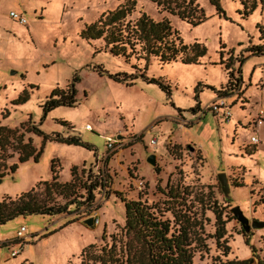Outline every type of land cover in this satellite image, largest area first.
Masks as SVG:
<instances>
[{"label":"rangeland","instance_id":"rangeland-1","mask_svg":"<svg viewBox=\"0 0 264 264\" xmlns=\"http://www.w3.org/2000/svg\"><path fill=\"white\" fill-rule=\"evenodd\" d=\"M126 1L0 0V126L16 128L37 150L42 137L25 132L32 124L44 135L80 137L93 149L47 141L37 163L18 164L14 154L6 165L18 168L0 177V201L50 181L53 162L60 183L71 179L74 167L76 181L81 183L101 177L111 181L102 191H94L92 207L79 199L68 206L69 213L18 216L0 226V264H99L82 257L83 249L93 245L97 257L113 239L118 248L131 239L124 236L120 197L145 203L159 220L170 222L172 231L177 228L174 213L193 221V264L232 260L264 264V226L245 233L231 212L239 207L251 224L264 223V115L262 126L255 130L254 125L260 108L264 110V56L248 57L251 47L264 44L261 0H220L224 12L220 15L209 0H195L207 18L197 26L159 10L149 0H132L135 8L127 20L135 21L142 14L154 22L166 19L183 44L198 42L207 50L199 65H183L179 60L161 64L151 58L146 70L137 56L113 57L101 40L80 37L85 25ZM242 3L249 9L255 5L245 18ZM10 12L26 24L12 19ZM241 58L245 59L240 66L242 82ZM220 61H230L231 70L226 71ZM116 74L137 79L125 86L110 78ZM140 75L161 78L171 95L147 84ZM198 83L199 108L193 115L189 109L196 106ZM70 85L76 92L75 106L58 107L44 116L40 106L52 91ZM206 86L221 92L217 96ZM23 91L29 94L28 102L12 106ZM203 111L206 114L199 120ZM251 136L258 139L254 146L259 151L246 157L245 151L254 149ZM107 138L114 142L112 151L106 148ZM150 140H156V146ZM150 155L155 157L154 166L147 162ZM218 174L226 176L227 197ZM79 193L84 195L82 190ZM217 214L225 222L221 239ZM89 218L99 223L87 226L83 221ZM20 227L26 229L21 241L16 235ZM3 242L8 246H1ZM131 243L146 260L141 245ZM12 249L20 250L19 254L12 257ZM125 259L123 254V264Z\"/></svg>","mask_w":264,"mask_h":264},{"label":"trees","instance_id":"trees-1","mask_svg":"<svg viewBox=\"0 0 264 264\" xmlns=\"http://www.w3.org/2000/svg\"><path fill=\"white\" fill-rule=\"evenodd\" d=\"M149 1L154 3L159 10L178 16L181 20L186 21L192 26H197L207 19L195 0ZM209 3L214 7L218 15L224 14L220 6V0H209ZM242 4V16L245 18L251 14L255 5H252L249 9L244 3ZM261 4L264 6V0H261ZM134 8L135 2L127 0L125 4L119 6L114 11L101 15L96 22L85 25L80 37L86 41L101 40L104 48L113 57H122L128 60L133 55L137 56L138 59L144 60V70L147 69L151 58H156L161 64H168L179 60L183 65H199L200 59L206 56L207 50L204 45L198 42L189 45L183 44L177 36V31L172 29L170 22L166 19L154 22L142 14L135 21L127 20L128 16L134 11ZM248 52V57L264 56V44L253 46ZM219 56H221V52H219ZM244 60V58H241L238 61L240 81V66ZM219 64L224 65L226 71L231 70L230 61H220ZM230 74L231 71L228 75L230 76ZM110 78L114 82L124 84L125 86H132L133 81L137 79L133 75L126 74H116L110 76ZM138 78H142L149 85L157 86L166 96L171 95L170 86L164 84L161 78H147L143 75H140ZM74 82H78V80L75 79ZM199 86L200 84L198 83L194 88L196 106L189 109V111L193 112V115L197 114V109L199 108ZM205 88L211 90L213 93L217 92V96L221 92L220 90L216 91L213 87L206 86ZM75 96L74 85L67 86L66 90L55 89L40 106L44 116L58 107L75 106ZM28 100L29 94L23 91L11 102V105L21 106L28 102ZM205 114L206 111H203V115L199 120ZM7 115L8 112H6L3 118H6ZM24 125H21L20 128ZM25 132L42 137L43 142L38 150L33 147L30 138L24 141V134L19 133L16 128L10 129L0 126V177L16 172L18 168L17 164L6 165L7 159H12L14 154L17 155L18 164H24L29 160L37 163L42 154L43 145L47 141L93 151L92 147L84 143L80 137H63L60 134L44 135L34 124L26 127ZM254 151L255 149L251 151L246 150L245 154L251 156ZM54 167L53 162L51 165L52 177L50 181L39 182L29 191L21 193L13 199L6 197L0 201V226L18 216L40 215L53 217L69 213L68 206L77 204V200L79 199H84V203L92 207L95 202L94 191L97 189L102 191L111 184L110 179L107 180L104 177L95 178L94 180L88 179L84 183L76 181L77 170L75 167L71 170V180L60 183L57 180V172ZM40 188H42L41 192H39ZM80 190L84 192V195L79 193ZM115 194L118 197L120 196L119 193ZM58 199L65 201V203L59 204L57 202ZM120 200L124 205V236L131 237L130 241L124 243V245H120L118 248V242L113 239L111 246L109 248L108 246L101 248V253L97 257H94L92 253L94 246L91 245L83 249L81 253L82 257L84 256L87 259L94 258L93 262L99 264H123V254L126 256L124 264H193L191 254L193 221H190L188 217L185 218L183 215L174 213V226H177V228L172 231L169 221L159 220L152 212V209L140 200L127 201L121 197ZM75 221L71 220V223ZM216 222L220 226V229L217 230L218 239H221L224 236L223 227L225 222L221 220V215L219 214L216 215ZM131 241L138 243L145 250L147 254L146 260L140 257L137 248L129 245L132 244ZM2 246H8V244L4 243ZM223 264H249V262L232 260Z\"/></svg>","mask_w":264,"mask_h":264},{"label":"water","instance_id":"water-1","mask_svg":"<svg viewBox=\"0 0 264 264\" xmlns=\"http://www.w3.org/2000/svg\"><path fill=\"white\" fill-rule=\"evenodd\" d=\"M147 162L150 165L154 166L155 165V157H154V155H150L147 158ZM217 178H218V181H219L220 185L222 186L223 194L225 195V197H227L228 196V193L230 191V188H229V185L227 183L225 174H218ZM231 212H232L235 220L242 226L243 231L245 233H248L250 228L264 226V223L263 222H257V223L254 222L253 224H251L249 222V220L243 215V213L241 212V210L239 209V207H233L231 209ZM83 222L87 226H90V227L93 226V218L86 219Z\"/></svg>","mask_w":264,"mask_h":264},{"label":"built area","instance_id":"built-area-1","mask_svg":"<svg viewBox=\"0 0 264 264\" xmlns=\"http://www.w3.org/2000/svg\"><path fill=\"white\" fill-rule=\"evenodd\" d=\"M9 16L12 18V19H14V20H17L20 24H22V25H25L26 24V21H25V19L24 18H22V17H20V16H18L17 14H15L14 12H10V14H9ZM222 106V105H221ZM220 106V107H221ZM217 108H219L218 106H216ZM263 116V110H259V112H258V118H257V122L255 123V126H258V125H260L261 124V122H262V117ZM250 142L252 143V144H256L257 142H258V140L256 139V137L255 136H252L251 138H250ZM156 143H157V141L156 140H150V142H149V144L150 145H152V146H155L156 145ZM106 148H107V150L108 151H112V150H114V148H115V146H114V142L111 140V139H109V138H107V144H106ZM93 223H94V225H97L98 223H99V221L97 220V219H94L93 218ZM26 232V229H25V227H20V229L18 230V232H17V240H23V239H25L26 237L24 236V233ZM19 244H20V242H19ZM21 246V245H20ZM19 251L20 250H17V249H12L11 250V252H10V254H11V256L12 257H15L16 255H18L19 254Z\"/></svg>","mask_w":264,"mask_h":264},{"label":"crops","instance_id":"crops-1","mask_svg":"<svg viewBox=\"0 0 264 264\" xmlns=\"http://www.w3.org/2000/svg\"><path fill=\"white\" fill-rule=\"evenodd\" d=\"M215 97V96H214ZM214 100V99H213ZM260 110H263V108H260ZM263 115H264V110H263ZM263 117V116H262ZM232 120H231V118H230V121H229V123L231 122ZM254 123H255V120H254ZM255 125V124H254ZM260 126H262L261 124L260 125H258V126H255V130H257V129H259L260 128ZM252 137V136H251ZM257 139V138H256ZM258 140V139H257ZM258 143V142H257ZM157 144V143H156ZM252 144V143H251ZM255 144H253L252 146H254ZM152 146V145H151ZM156 146V145H155ZM152 147H154V146H152ZM241 147V146H240ZM240 147H239V149H240ZM199 149V148H198ZM254 149H255V151L252 153V155L251 156H249V155H247L246 157H252V156H254L255 154H256V152H257V150L259 151V149L256 147V146H254ZM200 150V149H199ZM248 151H250V150H248ZM201 152V151H200ZM29 161H31V160H29ZM28 161V162H29ZM27 163V162H26ZM25 164V163H24ZM71 180V179H70ZM69 180V181H70ZM76 222H79V221H77L76 220ZM75 222V223H76ZM4 243H6V242H3V243H1V246L4 244Z\"/></svg>","mask_w":264,"mask_h":264}]
</instances>
